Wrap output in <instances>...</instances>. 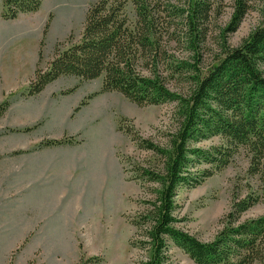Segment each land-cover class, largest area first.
Listing matches in <instances>:
<instances>
[{
	"label": "rangeland",
	"instance_id": "rangeland-1",
	"mask_svg": "<svg viewBox=\"0 0 264 264\" xmlns=\"http://www.w3.org/2000/svg\"><path fill=\"white\" fill-rule=\"evenodd\" d=\"M98 1L43 0L38 10L6 19L0 0V92L7 91L5 100L10 102L0 118V264H144L147 259L144 249L132 245L133 221L151 197L149 190L157 188L143 179L139 169L154 166L157 157L120 127L164 144L177 126L176 103L139 106L119 92H101L103 76L94 80L61 76L41 93L27 95L35 70L47 68L56 46L80 40L86 12ZM172 3L186 7L185 1ZM176 10L159 13L166 64L174 59L194 63L198 54L197 65L204 76L218 61L233 0H224L221 13L211 16L197 51L189 44L191 31ZM127 11L134 21L133 6ZM263 19L264 0H253L238 29L226 37L227 43L241 45ZM157 67L172 91L187 93L189 71L170 77L166 65ZM91 94L95 95L88 98ZM83 100L87 103L81 105ZM63 138H73L74 144L40 146ZM222 142L211 137L195 145L209 148ZM249 155L240 148L224 169L215 170L196 186L181 185L174 211L177 225L203 241L211 240L222 228L220 220L234 195L243 197L251 190L262 194L258 176L247 169ZM62 162L80 168L72 184L61 172L55 170L54 177L47 174L50 165L58 170ZM196 163L193 171L213 168ZM47 205L55 218L50 225L45 217L48 210L43 209ZM262 214L264 199L244 217ZM54 223L59 232L47 234ZM170 253L175 263H193L175 246ZM91 257L96 259L88 262Z\"/></svg>",
	"mask_w": 264,
	"mask_h": 264
},
{
	"label": "trees",
	"instance_id": "trees-1",
	"mask_svg": "<svg viewBox=\"0 0 264 264\" xmlns=\"http://www.w3.org/2000/svg\"><path fill=\"white\" fill-rule=\"evenodd\" d=\"M42 1L3 0V17L15 19L21 13L34 12ZM181 1L186 2L182 9L172 3ZM223 1L99 0L86 12L80 40L68 46L57 45L47 68L35 70L27 89V95L34 96L61 76L83 80L103 76L101 92H119L139 106L176 103L177 126L164 144L134 134L133 128L120 127L132 135L140 148L157 157L154 166L139 169L143 179L157 186L149 190L151 197L133 221L136 238L132 245L147 252L144 264H182L174 262L172 246L186 254L192 264L264 263V214L244 217L249 208L264 199V19L241 45H229L226 37L238 29L253 1L233 0L218 61L204 76L197 65L198 54L194 63L174 59L166 64L167 50L160 28L163 22L159 13L177 8L175 13L191 31L189 44L196 50L197 43L206 36L211 16L221 13ZM129 5L134 9V21L127 11ZM165 34L168 36V32ZM163 64L170 77L190 72L186 77L190 84L187 93L169 88L167 77L157 67ZM86 103L83 100L81 105ZM9 104V100L0 103V118ZM211 137L223 142L209 148L195 145ZM67 144H74V139L47 140L40 146ZM240 148L249 152L247 169L251 176H258L263 192L259 195L251 190L243 197L234 195L229 211L220 220L222 228L213 239L203 241L177 225V190L181 185L196 186L214 175L215 170L224 169ZM196 162L213 168L193 171Z\"/></svg>",
	"mask_w": 264,
	"mask_h": 264
},
{
	"label": "crops",
	"instance_id": "crops-1",
	"mask_svg": "<svg viewBox=\"0 0 264 264\" xmlns=\"http://www.w3.org/2000/svg\"><path fill=\"white\" fill-rule=\"evenodd\" d=\"M9 94H8V92L7 91H3V92H0V103H2V102H4V100H5V98H8L7 96H8ZM10 105V104H9ZM12 106H14V104L12 105ZM27 131V130H26ZM62 163H64V162H62ZM55 170L57 171V172H61L60 173V175H62L63 177H66V176H68V178H70V182H71V184L74 182V175L73 174H76V175H79L80 173H78L79 172V170H80V168H69V166L67 167V165L64 163V166L62 167H59L58 168V170L56 169V165H54V169H53V165H50V168H48V173L47 174H50V175H52L51 177H54V176H56L57 174H54V172H55ZM74 170V171H73ZM81 172V171H80ZM56 196V195H55ZM43 209H46V210H48L47 211V213H46V215H45V217H47V219L49 220V225L52 223V222H54L55 221V218H51V214H52V212H51V210H49L50 208L48 207V205L47 206H44V208ZM52 217H53V215H52ZM51 219V220H50ZM55 224V223H54ZM59 225L58 224H55V228H54V230H51L50 232L49 231H47V234H51V235H56V233H58L59 232V230H56L57 229V227H58Z\"/></svg>",
	"mask_w": 264,
	"mask_h": 264
}]
</instances>
